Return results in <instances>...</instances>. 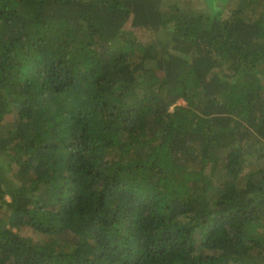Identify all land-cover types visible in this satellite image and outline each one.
<instances>
[{
  "label": "trees",
  "instance_id": "trees-1",
  "mask_svg": "<svg viewBox=\"0 0 264 264\" xmlns=\"http://www.w3.org/2000/svg\"><path fill=\"white\" fill-rule=\"evenodd\" d=\"M206 3L0 0V264H264V0Z\"/></svg>",
  "mask_w": 264,
  "mask_h": 264
},
{
  "label": "rangeland",
  "instance_id": "rangeland-1",
  "mask_svg": "<svg viewBox=\"0 0 264 264\" xmlns=\"http://www.w3.org/2000/svg\"><path fill=\"white\" fill-rule=\"evenodd\" d=\"M172 1H176L178 2V4H182L185 3L186 0H165L166 4H171ZM183 1V2H182ZM190 1V6L195 9V10H204L207 6L206 0H188ZM209 2V0H208ZM229 6V4H228ZM228 6L226 8H228ZM232 7V6H231ZM126 28H130L128 24H126ZM134 35H136L141 42L145 43L146 42V30H140V29H133ZM178 103H184V101L179 100ZM9 116H12L11 114ZM15 229V228H14ZM23 232L27 233V235L35 238H39L38 235H36L35 233L30 232L27 228H24Z\"/></svg>",
  "mask_w": 264,
  "mask_h": 264
}]
</instances>
